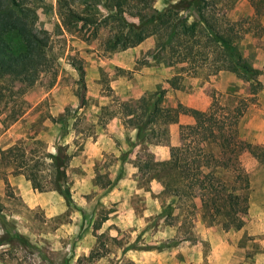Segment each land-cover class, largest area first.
I'll use <instances>...</instances> for the list:
<instances>
[{
  "label": "rangeland",
  "instance_id": "obj_1",
  "mask_svg": "<svg viewBox=\"0 0 264 264\" xmlns=\"http://www.w3.org/2000/svg\"><path fill=\"white\" fill-rule=\"evenodd\" d=\"M22 1L34 8L35 25L46 35L49 69L34 82L0 77V234L10 230L23 239L0 244V264H215L216 253L225 264H254L264 252V0L218 4L228 19L256 16L262 26L239 41L259 71L255 93L231 70L192 72L174 53L154 54L155 35L108 50V25H96L95 34L92 25L68 30L56 0ZM162 5L153 1V7ZM95 7L98 18L111 9L105 0ZM125 16L137 22L142 12ZM212 100L231 112L239 138L263 149L257 148L258 157L241 149L237 164L229 150L204 143L201 177L210 172L248 196L239 228L202 217L205 183L192 194L166 192L173 178L156 164L196 132L193 117L177 105L206 109ZM125 103L136 109V125L153 105L161 114L139 134ZM14 143L29 156H45L43 175L50 172L46 154L62 146L70 155L65 188L39 190L14 173L1 157Z\"/></svg>",
  "mask_w": 264,
  "mask_h": 264
},
{
  "label": "trees",
  "instance_id": "obj_2",
  "mask_svg": "<svg viewBox=\"0 0 264 264\" xmlns=\"http://www.w3.org/2000/svg\"><path fill=\"white\" fill-rule=\"evenodd\" d=\"M100 1L56 0L61 24L68 30H82L86 25H92L93 34L96 25H108L110 29L104 42L108 50L133 46L147 36L155 35L154 54L174 53L177 60L185 64L182 67L192 72L206 70V73L214 74L219 70H231L248 80L251 93L260 86L258 69L249 65L239 45L245 34L262 29L256 16L241 21L228 19L218 12L221 0H160L163 2L161 7H153L155 0H105L111 9L98 18L95 6ZM138 11L142 12V18L137 22L125 16ZM34 12V8L22 0H0V77L9 75L34 82L41 73L48 71L49 58L43 49L47 39L44 31L35 25ZM51 83L52 80L49 85ZM177 106L178 110L193 117L196 132L181 148L171 146L167 160L156 161V164L166 167V173L173 178L165 191L172 195L192 194L191 190L198 183H205L200 194L202 217L207 218L208 224L221 222L226 229L239 228L242 225L240 214L247 210L248 196L229 190L210 172L201 177L204 143L216 142L220 151L229 150L232 162L237 164L241 149H248L256 157L259 156L258 149H263L239 138L231 112L223 109L216 100H212L206 109L186 107L180 103ZM123 107L139 134L154 120L157 112L161 114V109L153 105L145 119L136 125L138 114L133 115L136 109H130L126 103ZM22 112L10 114L11 121ZM150 131L153 132V127ZM30 152L21 144L14 143L1 150V157L12 166L14 173L23 174L32 187L39 190L64 189L67 182L65 169L70 158L64 148L59 146L55 152L46 154L49 175H43L39 167L44 165L45 156H29ZM237 166V174H241L242 169ZM242 176L247 183L246 174L242 173ZM12 238L23 240L17 232L6 230L0 234V244Z\"/></svg>",
  "mask_w": 264,
  "mask_h": 264
},
{
  "label": "crops",
  "instance_id": "obj_3",
  "mask_svg": "<svg viewBox=\"0 0 264 264\" xmlns=\"http://www.w3.org/2000/svg\"><path fill=\"white\" fill-rule=\"evenodd\" d=\"M216 256H218L214 261H216L215 264H225L224 263V258H223V254H215ZM222 257V258H221ZM222 260V262H220ZM228 264V263H227ZM254 264H264V252H262L261 254H259L258 256H256Z\"/></svg>",
  "mask_w": 264,
  "mask_h": 264
}]
</instances>
